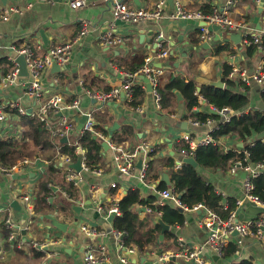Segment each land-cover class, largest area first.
<instances>
[{"label":"crops","instance_id":"obj_1","mask_svg":"<svg viewBox=\"0 0 264 264\" xmlns=\"http://www.w3.org/2000/svg\"><path fill=\"white\" fill-rule=\"evenodd\" d=\"M122 1L130 8H151L160 1H165L167 5L165 17L160 21L123 23L114 20L111 8L104 0H88L86 6L79 10H72L65 2L51 4L39 0H0V7L17 5L26 8L29 4L32 5L22 14L14 15L8 22H0V61L16 57L18 48L24 46H30L37 56H44L50 48L74 40L80 34L82 24L89 22L91 30L76 45L65 65L66 70L54 73L50 68L44 74L42 85L45 96L50 98L59 95L68 104L78 101L82 111L103 113L109 119V122L107 121L109 135L116 134L125 127L132 128L135 135L121 144L128 151L137 149L142 143L154 146V156L149 155V162L152 158L154 163L152 176L156 175L158 178L159 175L158 180L151 182L140 179L137 165L140 160H147V154H143L137 160L136 169L130 176L123 175L114 166L115 153L110 149L108 152L103 151V162L99 173L82 172L80 180L75 184L76 197L72 199L65 190L69 182L64 167L61 166V160L56 159L59 150L57 148L51 159L41 155L34 166L25 171L11 177L0 175V264L47 262L48 264H85L86 253L98 245H105L111 262L120 264L118 257L121 251L118 243L114 235L108 233L105 228V225L109 224L114 229L115 216L109 214V210L131 189L140 190L141 197L145 200L152 196L158 197V185L163 181L164 174L169 176L167 168H163L164 161L173 157L177 163L181 159L180 147L186 146L178 140L186 134L194 139L211 135L224 121L219 115V119H211L206 124H196L191 118V111L181 92L176 89L173 93L177 100L171 102V108L158 109L153 93L147 91L145 83L141 80L137 81V85L143 86L146 90L141 105L144 108L143 112L131 107L123 96L103 106L88 95L89 90L106 92L123 84L125 78L120 71L126 72L130 64H138L146 57L155 55L158 50L155 41L157 36H163L162 44L167 51L164 58L156 59L154 62L157 67L161 64L164 71L160 81L162 89L173 80L194 81L197 88L203 89L207 85L199 84L194 80V75L212 80H217L218 76H221L223 81L225 64L231 67L234 64L247 69L249 73H254L264 60V52L261 50L249 55L248 48L252 45L243 42L235 45L228 39L216 40L218 34L214 35L211 42H204L200 37L199 23L173 17L177 6H181L186 12H194L199 6L210 2L213 6L222 8L226 0H173L175 7L169 0ZM231 18L235 22H247L254 32H264V0H238ZM109 30L120 38L119 45L106 47L103 44V37ZM226 41L230 43V50L235 53L225 51L219 55L215 54L214 49L217 44L225 45ZM3 71L4 67L0 65V90H3L0 93V101L5 104L18 101L28 112L35 111L34 103L24 96L23 87L4 83ZM225 88H227L226 84ZM234 91L243 93L249 98L250 104L245 112L260 110L264 114V94L257 82L251 80L245 92L236 84ZM210 108L209 105H203L193 111L208 112ZM55 114L56 116L54 114L49 116L53 126L65 117L75 124V130L68 137V144H77L83 132L81 111L68 109L63 112V116H60V113ZM9 122L10 126L6 131L1 132L2 136L15 134V126L19 118L10 116ZM240 143L244 145L243 148L247 146L245 139L239 140L230 136L221 138L219 145L236 151L240 148ZM51 166H54L56 172L49 177ZM200 170L205 179L226 199L236 200L237 205V202L244 198L243 172H240L239 176H233L230 171ZM47 180H50L49 184L56 189L50 194L47 208L41 211L38 209L37 194L40 184ZM26 194L33 196L36 213L33 218L19 200ZM159 201L158 199L156 203H160ZM13 202H18L20 208H13ZM73 206L80 207L81 214L76 213L72 209ZM99 207L103 208L104 212H99ZM135 210L142 213L141 220L149 215L147 207L138 205ZM244 210V207L241 208L240 214ZM9 212L14 222L21 226L25 225V228L30 227L20 232V241L24 243L22 249L8 244V240L7 243L4 238L7 230L5 220ZM185 215L186 221L183 225L170 226L163 240L160 239V231L158 235L160 243L149 245L146 252L138 251L135 255L129 256L130 263L144 264L142 262L144 260L149 264H159L158 253L161 251L163 258L169 257L170 264H200L199 261H191L185 256L190 252H200L205 264H235L243 260H249L253 264H264V246L256 238L252 236L241 238L233 235L227 247L234 243L238 250L232 257L223 258V255H218L209 243L210 234L204 226L206 210H189L185 211ZM53 220L69 224L67 233L54 227L51 223ZM79 220L82 223L76 226L75 222ZM155 225L154 220L149 227L140 231V235H144L148 228ZM83 227L97 228L100 232H105V235L90 238L83 232ZM31 241L45 243L48 246L41 253L29 246ZM47 253L55 254L53 260H48ZM173 257L177 262H172Z\"/></svg>","mask_w":264,"mask_h":264},{"label":"built area","instance_id":"obj_2","mask_svg":"<svg viewBox=\"0 0 264 264\" xmlns=\"http://www.w3.org/2000/svg\"><path fill=\"white\" fill-rule=\"evenodd\" d=\"M42 3H58L65 2L72 10H79L86 6L88 0H39ZM105 3L110 6L113 18L116 21L130 24H139L143 22H153L160 21L165 17V8L167 7L165 1H160L154 7L151 8H130L122 0H104ZM238 0H226L222 8L215 7L211 14L205 15L201 11L186 12L182 9L181 6H177L176 13L173 17H181L183 19L194 20L199 23L200 37L204 42H211L214 35L218 34L213 31L214 26H218L222 32L227 33H242V41L244 44L257 45L261 49V42L264 37V32H254V30L248 25L247 22H235L231 18V13L234 10ZM32 5L29 4L26 8H21L17 5H9L5 7H0V22H8L14 15L22 14L25 9L31 8ZM192 18V19H191ZM206 23V25H202ZM91 30L89 22H84L82 24L80 34L71 41L65 42L61 45L54 46L49 49V51L44 56H37L34 50L30 46H24L18 48L16 57H9V62L13 65L11 72L7 74L3 79L4 83L7 85L20 86L25 89V95L28 97L36 107V110L32 112L39 120L46 122L51 128H53V133L59 138L69 137L70 134L75 130V124L69 119L62 118L60 122L53 126L50 122L49 116L55 113H63L68 109H78L81 111V114L87 116V120L83 125L85 131L94 132L95 125V113L93 111H82L78 101L72 102L70 104L66 103L65 100L59 96L54 95L50 98L45 96L44 88L42 85V79L46 72L52 68L54 63H57L61 66L66 65L75 49L76 45L85 37ZM162 35L156 37L155 41L157 43V52L153 56H148L145 59L144 65L139 68L135 73L121 72L125 78V82L120 86L113 88L112 90L105 92H92L87 91L88 95L92 97L97 103L105 105L107 102H112L115 99H118L120 96L126 98L127 103L133 98V88L137 85V81L141 80V76L146 77L152 86V93L157 102L158 109H161V94L158 91L160 86L161 77L163 76V69L157 67L154 62L156 59L160 60L164 58L167 54L163 44H162ZM121 42L118 36L112 31L106 32L103 37V44L106 47H115ZM19 55H24L27 62V68L29 71V78L26 81L19 76L20 67L16 61V58ZM229 78L236 82L237 84L248 85L251 80L257 82L262 89L264 94V60L261 62L260 66L254 73H249L247 69L234 66L232 64V71L229 74ZM29 83V87H26V84ZM82 83V82H81ZM243 92L246 91L244 87L241 88ZM200 96V95H199ZM200 109L203 105H208L207 101L200 96L199 99ZM211 110H215L218 115L222 116L224 121L228 122L233 116H241L242 112H235L229 108L218 110L210 106ZM139 112H143V106L138 108ZM210 111V110H209ZM17 112V114H14ZM28 111L23 108L18 101L3 103L0 101V132L6 131L9 126V117L14 116L18 117L25 115ZM211 113V112H210ZM50 123V124H49ZM198 124V123H196ZM82 129V130H83ZM96 136L100 137L104 142H107L110 149L115 153L113 164L114 166L126 176H130L132 172L136 169L137 160L143 155L147 154L148 158L146 161L143 160L142 168L139 169V177L141 180H146L148 171H149V155L153 152V147L149 144L142 143L140 147L133 151H128L124 148L122 144H116L111 141L108 137H104L101 132H96ZM182 139V140H181ZM178 142L185 143L188 146V149L179 150V155L181 159L177 161L175 165V170H182L184 163L183 158H191L193 156V151L197 148L210 145V144H219L220 141H215L211 135H207L200 139L192 138L190 135L186 134ZM252 146L244 148L245 156L248 157L250 154L247 149ZM244 147V145H243ZM78 156H80V161L82 162L83 171L99 173L95 170L91 171L85 165L86 155L85 151L78 147L76 150ZM57 160H61V166L64 167L66 172V179L68 182H78L81 178V173H76L74 169L70 166L76 162H73L72 157L68 154H63L60 150L57 151L56 155ZM38 160H22L19 161L17 165H14L12 168H4L0 164V175H7L9 177L14 174H18L22 171L27 170L28 168L34 166ZM246 159L237 161L232 168L230 173L233 176H239L240 172H243L247 175L244 179V198L237 202V209L231 212L230 216L226 220L219 218L214 212L208 210L199 204L193 209H189L187 206L183 205L179 199V195L173 190H158L159 204H171L174 208H180L185 211L189 210H206V217L204 219V226L209 231L210 238L209 243L213 247L214 251L221 255L223 248L228 245L234 233L237 232L238 236L241 238L252 236L256 238L264 246V214L258 217L239 220L240 209L245 206L244 204L254 203L257 206L264 208V202L259 200L253 195L254 185L253 180L264 174V164L253 165L249 162L246 163ZM115 187V185H113ZM158 189V188H157ZM23 205L26 207V210L29 212L31 218L35 217V207L34 200L31 194H26L19 199ZM117 204V203H116ZM115 204L110 210L109 214L113 216L121 215L120 208ZM226 209V207H225ZM99 212H104L103 208L99 207ZM148 213H152L150 208H147ZM160 215V214H158ZM31 220V219H30ZM5 227L10 231L9 242L16 245L17 248L22 249L24 243L20 240V232L26 230L24 226H21L19 223L13 221L11 213H8V217L5 220ZM83 232L87 234L90 238H96L98 236H104L105 232H100L97 228H82ZM115 240L118 243L121 254L118 257L120 264H131L129 261V256L135 255L138 251L137 247H126L123 242V234L119 231L111 232ZM31 248H34L37 251H43L47 248V244L38 243L31 241L29 243ZM55 254L47 253V258L49 261L53 260ZM189 260L199 261L200 264H205L202 261L200 252H190L185 255ZM169 257L160 258L159 264H169ZM49 262L45 263L48 264ZM85 264H113L111 262L109 252L105 245H98L96 248L90 250L86 253L84 257Z\"/></svg>","mask_w":264,"mask_h":264},{"label":"trees","instance_id":"obj_3","mask_svg":"<svg viewBox=\"0 0 264 264\" xmlns=\"http://www.w3.org/2000/svg\"><path fill=\"white\" fill-rule=\"evenodd\" d=\"M215 6L210 3H205L196 11H201L205 15L211 14ZM225 45L217 44L214 49V53L219 55L225 51L235 53L230 50L229 42ZM261 49L264 52V37L261 42ZM257 45H252L248 48L247 54H252L259 51ZM145 60L130 64V67L126 69V72L135 73L139 68L144 65ZM0 65L4 67L3 74L6 76L11 72L13 65L9 62L8 58L0 61ZM232 71L230 65L225 64L223 81L227 88L218 89L212 86H205L199 93L197 91V85L194 81L185 82L183 80L171 81L165 89H162L161 85L158 88L161 94V106L163 109L171 108V102L176 101L177 97L173 90L176 89L181 92L185 99L189 110L191 111V118L198 124H206L211 119H219V115L203 111H193L198 108L199 95L202 96L209 106H212L218 110L229 108L235 112H242L241 116H233L228 122H222L218 129L215 130L211 136L215 141H220L223 137H237L239 140L245 139L248 147L247 151L249 156H245L244 148H237L236 151L232 148H223L219 144H210L202 146L193 151V156L197 161L199 167L195 168L190 164H185L182 170H175L176 160L173 157L167 158L163 168H167L170 176V185L167 182L162 181L158 185V190L173 189L178 195L181 203L187 206L189 209H193L199 204H203L206 209L214 212L222 220H226L231 212L237 209L236 200H228L222 194L218 193L214 185L209 183L202 175L200 169H213L223 172L230 171L232 166L239 160L246 159V163L249 162L253 165L264 164V139L256 140V136L264 132V114L260 110H250L245 112L249 107L250 100L247 95L243 93H236L234 88L236 82L229 78V74ZM240 88L246 85L238 84ZM91 91V90H89ZM110 90H107L108 92ZM146 95V90L141 85H136L133 88V98L129 102V105L134 108H138L142 105L143 97ZM17 114V112H14ZM95 115L94 132L83 130L82 136L78 140L77 144H62L61 138L53 133V128L46 122L39 120L35 115L26 113L19 116V122L15 126V134L11 133L7 136H2L0 132V164L4 168H12L17 165L19 161L30 159L39 160L41 155L51 159L54 150L57 148L63 154H68L72 157L73 162L80 160V156L76 153L78 147H81L85 151L86 160L85 165L89 170H100V165L103 162V143L104 141L95 135L96 132H101L104 137H108L116 144H121L130 140L135 131L130 127L123 128L116 134H110L108 131L109 119L104 116L103 113L97 112ZM56 116V114H54ZM108 121V122H107ZM50 124V123H49ZM84 126H82L83 129ZM188 149V146H181V149ZM154 153H151V157ZM153 159L149 162V171L146 181L158 180L157 176H152L154 170ZM56 172L54 166L50 167L49 177H52V173ZM157 178V179H156ZM50 180L44 181L39 186L37 194L38 209L44 210L49 203L50 194L53 191ZM254 190L253 195L259 200L264 202V174L256 177L253 180ZM75 183L69 182L65 188L67 194L74 199ZM157 196H152L148 199H143L140 194V190L131 189L127 194L116 204L120 208L121 215L115 216L113 221V227L115 231H119L123 234V242L126 247H137L140 252H146L148 246L151 244H159V232L162 230L160 224L154 227L148 228L144 235H140V231L143 228L149 227L154 221V217L160 214L162 220L170 226L183 225L186 221V215L184 210L180 208H174L170 204L160 205L156 203L158 201ZM226 200V202H225ZM140 205L141 207L150 208L152 213H149L147 218L141 220V214L135 210V207ZM226 207V209H225ZM10 231L6 230L4 238L9 242ZM7 242V243H8ZM8 244L14 245L11 242ZM16 247V245H14ZM9 245H7V248ZM17 248V247H16ZM238 250L237 245L234 243L223 248V258L232 257ZM42 253V252H41ZM235 264H253L249 260H243L240 263Z\"/></svg>","mask_w":264,"mask_h":264},{"label":"water","instance_id":"obj_4","mask_svg":"<svg viewBox=\"0 0 264 264\" xmlns=\"http://www.w3.org/2000/svg\"><path fill=\"white\" fill-rule=\"evenodd\" d=\"M171 5L175 7V4L173 2V0H169ZM177 9V8H176ZM202 25H206V23L202 24ZM213 31L218 33V35L216 36V40H223V39H228L230 40L231 42H233L235 45H239L242 41V33L241 32H238V33H227V32H222L220 30V28L218 26H214L213 27ZM42 37L44 38V41H46L45 39V36H43V33H42ZM209 46V44H208ZM16 61L20 67V71H19V76L22 78V79H28L30 74H29V71H28V68H27V62H26V58L24 55H19L17 58H16ZM161 64L159 65V68H161ZM66 67L65 66H62L60 67L57 63H54L51 70L52 72L54 73H61V71L65 70ZM194 80H196L199 84L201 85H207V86H212V87H215V88H218V89H225V83L222 81V78L221 76H218L217 80H212V79H209V78H206V77H203V76H199V75H194L193 76ZM141 79L142 81L145 83L146 85V88H147V91L149 93L152 92V86H151V83L150 81L144 77V76H141ZM26 87H29V83L26 84ZM201 87H198L197 88V91L200 93L201 92ZM3 90L1 89L0 90V93H2ZM32 111H29L28 114H32L31 113ZM210 112L215 114V115H218V113L215 111V110H211L210 109ZM60 116H63V113H60L59 114ZM87 120V116H83L82 119H81V124H85ZM184 125H187L186 122H183ZM116 129L113 128L112 130L114 131ZM185 129V127H184ZM186 130V129H185ZM256 140H263L264 139V132L261 133V134H258L255 138ZM69 142V138L68 137H63L60 141V143L62 144H65V143H68ZM154 147V146H152ZM240 148L243 147V144L240 143ZM103 148H104V151L105 152H108L110 150V147L108 145L107 142H104L103 143ZM184 165L185 164H190L192 166H194L195 168H198L199 165L197 163V161L195 160L194 157H191V158H183L182 159ZM142 164H143V160H140L138 162V165H137V168L138 169H141L142 168ZM72 169L75 170L76 173H81L83 171V166H82V162L79 160L77 161L75 164L71 165L70 166ZM244 179L247 177L246 174H243L242 176ZM163 181L167 182L168 185H170V180H169V176L167 174H164L163 176ZM54 190L56 188H53ZM226 202V200H225ZM204 206V205H203ZM12 207L13 208H16V209H19L20 208V205L18 202H13L12 204ZM244 207V212H242L240 215H239V220H244L246 217H258V216H261L264 214V208L263 207H260V206H257L256 204L254 203H249V204H245ZM72 209L78 213V214H81V208L78 207V206H73ZM199 211H202V210H199ZM154 220L156 221L157 224H160L161 227H162V230H161V234H160V239L163 240L164 239V236L166 234L167 231L170 230V225H167L161 218L160 215H156L154 217ZM52 225L54 227H56L58 230L62 231L63 233H67L68 231V228H69V224H65V223H62V222H59V221H56V220H53L52 222ZM81 221H77L75 222V225L76 226H80L81 225ZM105 228L107 230L108 233H111L113 231L112 229V226H110L109 224H106L105 225ZM234 236H238V233L235 232L234 233ZM66 240V239H65ZM163 256L162 252L159 251L158 253V257L161 258ZM172 259V262H177V259L175 257L171 258ZM171 261V260H170ZM169 261V262H170ZM144 264L146 263L144 260L142 261ZM146 264H149V263H146ZM170 264V263H169Z\"/></svg>","mask_w":264,"mask_h":264},{"label":"bare ground","instance_id":"obj_5","mask_svg":"<svg viewBox=\"0 0 264 264\" xmlns=\"http://www.w3.org/2000/svg\"><path fill=\"white\" fill-rule=\"evenodd\" d=\"M192 19V18H191ZM59 65V64H58ZM60 67H62L61 65H59ZM65 66V65H63ZM66 70V69H65ZM62 72V71H61ZM27 79H23V81H26ZM84 130V129H83ZM154 152V151H153ZM245 220V219H244ZM45 250L41 251V252H44Z\"/></svg>","mask_w":264,"mask_h":264}]
</instances>
